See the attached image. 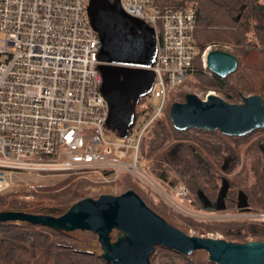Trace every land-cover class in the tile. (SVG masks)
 <instances>
[{"label": "built area", "instance_id": "2783aa9c", "mask_svg": "<svg viewBox=\"0 0 264 264\" xmlns=\"http://www.w3.org/2000/svg\"><path fill=\"white\" fill-rule=\"evenodd\" d=\"M118 1L153 29L157 43L155 82L119 142L107 136L101 43L89 23V0H0V196L28 186L30 176L93 173L101 185L114 186L124 175L154 182L149 162L139 159L140 142L164 115L168 92L194 72L197 15L191 7L166 6L169 0ZM202 62L206 68L205 54ZM170 189L192 201L184 186Z\"/></svg>", "mask_w": 264, "mask_h": 264}, {"label": "trees", "instance_id": "16d2710c", "mask_svg": "<svg viewBox=\"0 0 264 264\" xmlns=\"http://www.w3.org/2000/svg\"><path fill=\"white\" fill-rule=\"evenodd\" d=\"M165 5L181 9L191 7L196 11L195 40L198 56L194 61L191 78L168 92L164 115L152 123L141 139L139 159L150 162L148 174L163 190L178 184L186 188L192 198L186 206L187 212L199 214L201 211L237 210L241 213L264 214V136L252 140L256 133H263L264 130L231 138L219 132L195 129L179 132L170 126L168 120L169 107L184 102L187 95L183 93L184 86L202 92L217 91L227 102L238 104L241 102L240 91L247 92L245 87L239 85L246 84L245 73L259 80L257 83L264 101V0H169ZM211 43L232 46L239 74L233 76V73L222 79L201 67V55ZM251 52L255 53L259 61L258 68L253 70L242 64V59ZM144 103L145 99L139 101V105ZM199 157L202 161H199ZM241 163L240 171L228 177L237 171ZM224 182L228 186L224 209L217 211L205 207L202 198L215 206ZM85 185L82 182L80 187ZM142 185L130 175L122 176L116 184L122 190L120 194L129 190L136 192L134 189H137L139 193H136L147 205L152 202L159 206L160 212L157 214L161 217L168 214L174 218L176 215L184 231L192 229L199 236L218 233L228 241L238 240L241 243H246V235L251 233L255 240L264 242V219L205 222L191 214L174 212ZM240 194L246 200V207L242 209L237 207ZM61 196L54 194L49 197L59 200ZM85 197L84 193L76 190L68 196L69 203L72 205ZM7 202L6 196H0V210ZM8 204L12 209L23 206L15 201H9ZM65 211L52 209L50 212L60 216ZM53 234L56 232L27 224H0V264H103L96 254L75 250L63 243H54L51 239ZM152 257L151 264H211L205 256L186 258L164 249H157Z\"/></svg>", "mask_w": 264, "mask_h": 264}, {"label": "water", "instance_id": "95a60500", "mask_svg": "<svg viewBox=\"0 0 264 264\" xmlns=\"http://www.w3.org/2000/svg\"><path fill=\"white\" fill-rule=\"evenodd\" d=\"M87 15L100 37L97 69L102 78L100 91L108 105L106 129L125 139L134 125L136 106L155 82L150 70L157 53L155 34L143 21L125 14L118 0H89ZM205 64L222 79L238 67L235 56L218 50L206 53ZM240 97V104H229L212 93L204 100L187 94L184 102L169 107L170 126L179 132L195 129L231 138L264 130L261 96ZM227 187L224 182L215 206L203 197L204 206L223 210ZM237 207H246L242 194ZM0 224H27L57 233L91 232L97 236L103 264H150L157 248L186 258L204 252L211 264H264V242L234 243L189 235L154 212L132 190L78 200L60 216L0 211Z\"/></svg>", "mask_w": 264, "mask_h": 264}, {"label": "rangeland", "instance_id": "374dc122", "mask_svg": "<svg viewBox=\"0 0 264 264\" xmlns=\"http://www.w3.org/2000/svg\"><path fill=\"white\" fill-rule=\"evenodd\" d=\"M212 50H218V51H223L227 52L230 54H234L235 52L233 51L232 46L230 45H224L220 43H211L207 48L204 49V52L202 53L201 57L203 59V55L208 51ZM242 64L243 67L248 68L249 70L257 69L259 66V61L255 55L254 52H251L247 56H245L244 59H242ZM201 67L204 70H208L207 68H204L203 62H201ZM209 71V70H208ZM210 72V71H209ZM211 73V72H210ZM209 73V75H210ZM239 74L240 71H238V67L236 71L234 72L233 76L235 74ZM212 74V73H211ZM245 82L246 84H239L240 87H245L246 93L240 91L239 97L242 95L243 97H247L250 95H259V86L258 83L259 80L254 77L251 78L248 74L245 73ZM235 78H237L235 76ZM183 93L186 94H194L201 100H204L206 96L210 93L214 94L215 96L221 98L223 101L227 102L217 91H208V92H202L201 90L197 89H192L188 86L183 87ZM241 99V97H240ZM229 103V102H227ZM239 102L238 104H240ZM231 104V103H229ZM145 105V104H144ZM144 105H139L137 108L138 111L144 108ZM258 131V130H257ZM256 132V131H255ZM138 134V132L135 130L132 134V138L134 139L135 136ZM107 136H109L108 140L112 141H118L116 138V135L114 132H107ZM258 136H264L263 133H256L254 138L252 140H255ZM238 138V137H234ZM242 158V154H241ZM149 162V161H148ZM150 163V162H149ZM149 166V165H148ZM242 167V163L238 167L237 171L229 175L228 177H233L238 171H240ZM141 170H144L143 167L140 166ZM97 174L93 173H74L71 175H44V176H30V177H25L28 186H20L12 190L11 192L4 194L3 196H6V199L9 201H15L18 203H21L23 206L20 209H12L10 208L8 202L6 205H4L0 211H22L30 214H42V215H50V216H56L50 211L52 209L54 210H62L65 211L69 208L71 205L69 203V198L70 195H72L76 190L79 193H84L86 195L85 198L91 197V198H98L100 195H120V191H122L119 186L117 187L116 184L113 185H101L99 180L97 179ZM87 184L84 187H80L82 184ZM143 182V181H140ZM145 182H143L144 184ZM137 185L140 187V185L137 183ZM31 186V187H29ZM143 186V185H142ZM144 188H147L152 192V194H155L159 199H161L168 207H170L174 212H182L186 214H191V216L201 219L202 221L205 222H233V221H250L251 219L253 220H263L261 218V213L257 214H248V213H241L238 212L237 210H231V211H225V212H208V211H201L199 214H193L190 212L186 211V206L189 204V199L180 197L177 195V192L172 191L171 189L169 190H163L159 185L154 182L144 184ZM137 193L139 191L137 189H134ZM54 194H60L62 195L59 200H52L50 199V195ZM143 194H145L143 192ZM65 195V197H64ZM68 195V196H67ZM69 203V204H68ZM150 204L148 205L154 212H160L158 209V205L156 203L149 202ZM26 204V205H25ZM210 208V207H209ZM39 212L37 213L36 211ZM163 218L169 222L170 224L174 225L175 227L182 229L180 224L177 221V216L174 215V218H171L168 214H164ZM184 231V230H183ZM185 233L193 236H199L196 235V233L192 230L189 229L188 231H184ZM202 237H211V238H216V239H223L225 241H228L224 239V237L218 233H207L205 235H200ZM116 237V232L114 231L111 234L112 240H115ZM52 241L54 243H63L66 245H69L75 250H80V251H85L88 253H93L99 256L101 253L100 251V246L97 241V236L94 235L91 232H82V231H74L70 233H57L53 234L51 237ZM228 242H234V243H241L238 242V240H232ZM246 242H261L255 240L254 236H252L251 233L246 235ZM245 243V242H244ZM161 249V248H157ZM156 249V250H157ZM155 250V251H156ZM194 255H199V256H205L204 252H196ZM152 261V260H151ZM151 264V263H150Z\"/></svg>", "mask_w": 264, "mask_h": 264}, {"label": "bare ground", "instance_id": "6f19581e", "mask_svg": "<svg viewBox=\"0 0 264 264\" xmlns=\"http://www.w3.org/2000/svg\"><path fill=\"white\" fill-rule=\"evenodd\" d=\"M153 258V257H152Z\"/></svg>", "mask_w": 264, "mask_h": 264}]
</instances>
